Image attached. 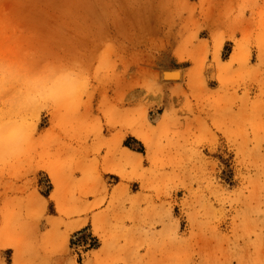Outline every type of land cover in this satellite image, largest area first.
Masks as SVG:
<instances>
[{
    "label": "rangeland",
    "instance_id": "obj_1",
    "mask_svg": "<svg viewBox=\"0 0 264 264\" xmlns=\"http://www.w3.org/2000/svg\"><path fill=\"white\" fill-rule=\"evenodd\" d=\"M0 264H264V0H0Z\"/></svg>",
    "mask_w": 264,
    "mask_h": 264
},
{
    "label": "bare ground",
    "instance_id": "obj_2",
    "mask_svg": "<svg viewBox=\"0 0 264 264\" xmlns=\"http://www.w3.org/2000/svg\"><path fill=\"white\" fill-rule=\"evenodd\" d=\"M167 71V70H166ZM174 71H175V69H174ZM165 74V73H164ZM164 74H162V76L164 75ZM168 73H166V75H167ZM169 75V74H168ZM171 75H173V76H175V77H180V71L179 72H177V71H175L174 73H171ZM161 76V77H162ZM166 77V76H165ZM163 78V77H162ZM171 78V77H170ZM165 79V78H164ZM173 79H174V77H173ZM177 79V78H176ZM50 174H51V172H49Z\"/></svg>",
    "mask_w": 264,
    "mask_h": 264
},
{
    "label": "crops",
    "instance_id": "obj_3",
    "mask_svg": "<svg viewBox=\"0 0 264 264\" xmlns=\"http://www.w3.org/2000/svg\"><path fill=\"white\" fill-rule=\"evenodd\" d=\"M50 174V173H49Z\"/></svg>",
    "mask_w": 264,
    "mask_h": 264
}]
</instances>
